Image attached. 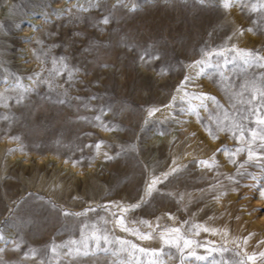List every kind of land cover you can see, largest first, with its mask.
Here are the masks:
<instances>
[{"label":"rangeland","instance_id":"rangeland-1","mask_svg":"<svg viewBox=\"0 0 264 264\" xmlns=\"http://www.w3.org/2000/svg\"><path fill=\"white\" fill-rule=\"evenodd\" d=\"M124 2L140 7L130 12L117 0H101L103 7L95 8L86 0H0V264H116L127 259L126 253L113 256L96 249L94 241H89V252L95 255L68 256L78 246L70 241L91 231L85 224L107 229L113 240L163 249L165 264H239L246 255L264 252V161L248 162L244 152L233 163L223 149L241 145L228 132L213 138L207 130L211 125L215 131L210 113L193 99L206 93L234 114L221 77L208 68L177 92L186 76L195 75L188 65L202 58V50L235 45L264 55V32L247 31L260 14L241 7L201 6L196 0ZM172 5L177 27L165 19L160 43L123 37L143 23L149 6L164 11ZM109 14L112 22L98 27ZM237 29L244 34L234 36ZM120 38L134 47L118 46ZM145 44L154 46L149 51L160 59L142 63L144 50L138 48ZM61 58L69 68L80 69L72 81L67 73L49 77L52 61ZM225 74L231 77L225 83L238 90L247 76L255 75L259 82L264 68L237 61ZM37 78L49 79L53 87L34 84ZM17 83L34 90L21 100ZM185 92L189 95L181 100ZM186 101L199 118L181 111L189 106ZM204 102L220 111L212 101ZM153 108L160 111L149 116ZM153 179L158 180L155 190L146 197ZM136 204L140 206L130 207ZM118 215L128 227L154 237L160 231L157 224L178 227L196 243L182 257L158 238L141 240L122 231L115 224ZM63 245L68 247H59V254L51 251ZM101 248L116 250L119 245L101 241ZM191 250L207 260L188 256ZM148 259L140 255L141 264Z\"/></svg>","mask_w":264,"mask_h":264},{"label":"snow or ice","instance_id":"snow-or-ice-1","mask_svg":"<svg viewBox=\"0 0 264 264\" xmlns=\"http://www.w3.org/2000/svg\"><path fill=\"white\" fill-rule=\"evenodd\" d=\"M89 7H103L101 0H86ZM152 0H145V3H151ZM168 0H165L167 3ZM196 3L201 6H207L210 4H218L222 6L225 10H230L234 7L246 8L251 13H259V19L255 21V27H250L247 29L248 32L253 31H261L264 32V0H196ZM117 4L127 7L130 12H136L140 7L137 3L125 4L124 0H117ZM89 7H84L83 5H79V8L83 12L89 11ZM115 7V5L113 6ZM112 22L111 14L103 16L98 22L99 25H109ZM103 31V28H100ZM243 29H237L236 32L233 33L236 35H243ZM117 45L125 46V47H134V45H130L124 38H120L117 41ZM154 48V46H153ZM227 53H232L233 55H227ZM213 58H216L215 61ZM149 59L158 60L159 56L152 55L149 49H145L143 54L139 56V60L142 63H148ZM237 61L242 62V64L246 67L258 66L260 68H264V55H260L259 53H255L249 49H239L235 45L231 47L225 46L220 50H202V58L200 60L195 61L194 63L188 65V68L191 69L195 75L186 76L181 86L177 89V92L184 91V87L190 81H195L199 79L201 76L206 74V70L208 68H214L217 74L221 77L222 87L230 95V100L234 102L231 104L232 109H234V114L230 115L227 109L224 108L223 105H220L216 98L210 96L206 93H201L198 96L193 95V99H199L201 101L200 108L204 111L210 113L209 119L212 124L215 125V131L211 125L207 127V130L210 134L213 135V138H218L219 132H228L230 133L241 145L235 149H228L225 147L223 149L224 153L229 156L233 163L236 162L235 157L239 153L246 152L248 162L260 163L264 161V75L260 77L258 82L255 75L247 76L243 79V83L239 86L238 90H233V87L230 83H225L226 81H230L231 77L225 74V70L228 68L229 64H236ZM59 64V67H57ZM52 69L49 71V77L55 78L63 76L67 73V79L72 81L74 79V74L79 72L80 69L69 68L68 64L64 62V59L61 58L59 61H52ZM107 67V65H104ZM239 67V65H237ZM161 74H164V71H161ZM44 83L47 84L51 89L53 87L51 81L49 79L38 80L35 79L33 83ZM15 88L21 91L20 99H23V93H27L29 91H33L34 88L31 86H25L22 83H17ZM67 93L65 92L64 95ZM189 94L185 92L184 96H181V100H185V97ZM176 100V97H173V101ZM204 101H212L217 109L220 111H216L215 109H210L208 104ZM19 102V101H18ZM65 101L61 99L59 103L63 104ZM188 103L187 108L181 109V111L188 112L189 114H195L198 118L200 117L199 111L195 107H193L190 101H186ZM7 106L6 104L4 105ZM239 106V107H238ZM171 107V105H170ZM160 111L158 108H153L148 110V115L153 116L156 112ZM238 117V118H237ZM255 118L254 120L252 118ZM7 119V117H4ZM96 119H100L96 117ZM248 121L253 126L249 127L248 124L245 123ZM247 133V134H246ZM97 148L100 146L97 145ZM107 159H112L111 156H107ZM200 163L208 168L215 167L216 164L213 161L210 163L209 161H200ZM244 167L243 164L240 165ZM176 171V169H173ZM231 179V177H229ZM256 178L253 177V180ZM158 182L157 179H153L151 183L148 185L145 196H151L153 191L155 190V185ZM260 196L264 197V191L260 192ZM139 204L131 205V208L139 207ZM122 212H127L128 208H122ZM65 215H86V213H65ZM113 215H117L113 213ZM107 223V221H105ZM147 224V222H143ZM115 224L118 225L122 231L131 232L132 235L138 236L141 240H152L154 238L160 239L165 245L175 247L180 253L181 256H184L185 250L192 249L193 245L196 243L193 239H190L188 236L181 232V229L178 227L173 228H164L161 225L157 224L156 227L160 228L157 236L154 237L152 232H141L139 229H132L128 227L125 223V217L123 215H118L115 221ZM149 228H152L153 225L148 224ZM91 227L90 232H86L83 235V238L80 241H70L72 245H78L77 247L71 249L67 255L68 256H88L90 254L95 255V252L90 253L89 241L95 242L96 249L103 252H111L113 256H119L121 253L127 254V259L118 260L116 264H141L140 255H144L149 257L147 264H165V261L161 259L164 255L163 249H147L140 247L137 244L132 243L131 241L122 240L120 238H115V240L110 239L107 234V229L101 231L96 225L89 226L88 224L84 225L85 229H89ZM193 227L199 229L201 225H194ZM210 229L203 228V231L207 232ZM214 231V230H213ZM198 234V233H197ZM0 240H4V236L0 234ZM101 241L108 245L118 244L119 248L116 250H112L110 248H101ZM201 247L203 245H200ZM59 247H68V245L63 246H53L51 251L53 253H58ZM4 249L0 248V252H3ZM215 251V249L209 250ZM223 251V249H221ZM35 255V252H33ZM188 256L194 257L197 260H207L206 256L197 255L194 250L188 251ZM186 258V257H185ZM264 259V252H260L258 254L253 253L251 255H246V259L239 262V264H247V261H251L252 264H256L257 259ZM183 264V260L181 261ZM213 264H216L214 261Z\"/></svg>","mask_w":264,"mask_h":264},{"label":"bare ground","instance_id":"bare-ground-1","mask_svg":"<svg viewBox=\"0 0 264 264\" xmlns=\"http://www.w3.org/2000/svg\"><path fill=\"white\" fill-rule=\"evenodd\" d=\"M160 8L156 9V7L149 6L145 10L144 21L141 25L134 24L131 28L130 33H124L123 37H126V40L130 42L139 41L145 43L142 40H147L151 42L153 45L155 43H160V34H159V27L163 24V21L166 19L171 21V26L177 27V11L176 6L172 5L159 11ZM176 36L174 30L171 33ZM141 39V40H140ZM146 45V44H145ZM142 45V47L138 48L140 50L151 49L153 46L149 45ZM116 48V47H115Z\"/></svg>","mask_w":264,"mask_h":264}]
</instances>
